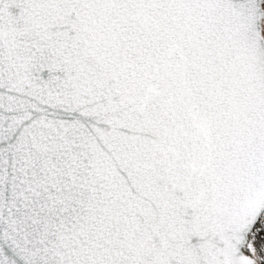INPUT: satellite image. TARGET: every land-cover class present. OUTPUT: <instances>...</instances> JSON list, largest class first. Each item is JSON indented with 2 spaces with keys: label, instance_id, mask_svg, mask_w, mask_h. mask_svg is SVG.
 Returning a JSON list of instances; mask_svg holds the SVG:
<instances>
[{
  "label": "snow or ice",
  "instance_id": "1",
  "mask_svg": "<svg viewBox=\"0 0 264 264\" xmlns=\"http://www.w3.org/2000/svg\"><path fill=\"white\" fill-rule=\"evenodd\" d=\"M0 264H264V0H0Z\"/></svg>",
  "mask_w": 264,
  "mask_h": 264
}]
</instances>
